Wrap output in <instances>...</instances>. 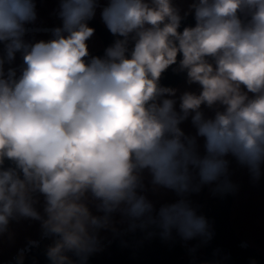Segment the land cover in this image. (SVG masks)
<instances>
[{
	"label": "clouds",
	"instance_id": "9594fccd",
	"mask_svg": "<svg viewBox=\"0 0 264 264\" xmlns=\"http://www.w3.org/2000/svg\"><path fill=\"white\" fill-rule=\"evenodd\" d=\"M54 15L29 27L36 0H0V237L39 222L49 264H87L102 232L194 254L215 230L192 196L235 193L233 161L264 175V0H59ZM169 68L184 90L161 84Z\"/></svg>",
	"mask_w": 264,
	"mask_h": 264
},
{
	"label": "water",
	"instance_id": "95a60500",
	"mask_svg": "<svg viewBox=\"0 0 264 264\" xmlns=\"http://www.w3.org/2000/svg\"><path fill=\"white\" fill-rule=\"evenodd\" d=\"M194 19L189 16L184 24H193ZM101 38L102 46L91 52L93 55H103L104 49L109 46L114 37L101 25L94 26ZM175 67V66H173ZM186 79V74L176 73L169 68L162 77L161 84L174 87ZM207 187L200 193L197 204L201 205ZM215 217L209 218L214 221V236L211 245L206 246L204 253L197 259L189 261L185 255L189 252L188 247L178 237L175 241L164 242L158 236L145 239L144 235L137 231L123 237L111 238V243L104 249L91 255L87 264H264V258L257 250L251 247L245 240L241 239L234 231L230 222V210L232 204V193L223 197ZM206 216V214H204ZM123 241V243H122ZM107 243V242H106ZM105 243V244H106ZM35 251L42 250L40 246L34 247ZM197 251L191 256L197 254ZM27 264H49L46 256L34 259Z\"/></svg>",
	"mask_w": 264,
	"mask_h": 264
},
{
	"label": "rangeland",
	"instance_id": "374dc122",
	"mask_svg": "<svg viewBox=\"0 0 264 264\" xmlns=\"http://www.w3.org/2000/svg\"><path fill=\"white\" fill-rule=\"evenodd\" d=\"M179 2V0H178ZM187 87L185 79L174 86L184 90ZM193 89L195 86H192ZM186 131H191L189 124L183 125ZM233 175L231 179L238 185V189L233 193V202L230 210V222L236 234L245 240L264 258V197L258 195L250 188L251 179L247 170L232 163ZM199 195V194H198ZM198 195H193L192 199L196 202ZM154 199L161 201H171L174 199L172 193H161ZM40 224L37 221L21 220L12 222L10 231L13 234L9 239L7 235L0 237V251L11 252L20 242L27 239L32 233L37 234L40 231ZM112 238L110 233H101Z\"/></svg>",
	"mask_w": 264,
	"mask_h": 264
},
{
	"label": "flooded vegetation",
	"instance_id": "af4514ba",
	"mask_svg": "<svg viewBox=\"0 0 264 264\" xmlns=\"http://www.w3.org/2000/svg\"><path fill=\"white\" fill-rule=\"evenodd\" d=\"M101 4H105L106 0H100ZM59 0H36L37 5V12H38V19L36 21L35 25H30L29 27H37V28H51L59 24V20L54 15V10L58 7ZM90 26L94 28V26L101 25L103 27L104 24L102 23L99 11L97 12V16L89 22ZM37 39L41 38H47V34L43 32H38L35 34ZM102 46V41L97 32L95 31V35L89 42L90 51L93 52L97 49H99ZM200 195V193H199ZM199 195L197 198L196 203L198 202ZM233 193H232V202H233ZM221 204V199L215 198V196H212L209 192L208 188L206 189L204 193V197L202 200V203L200 205V212L203 214H206V217L212 218L217 215V210L219 208V205ZM131 234V233H129ZM216 239H222L220 236H214ZM109 238L108 240H110ZM29 240H36L39 241V246L42 250L35 251L34 247H31L29 251L25 253V259L24 264H27L34 259L46 256L45 250L46 247L51 243V240L48 238H42L41 237V229L37 234L32 233L27 239L20 242L17 246L14 247V249H11V252L8 253L6 251H0V264H16V256L18 251L21 248H25L28 245ZM107 242V241H106ZM105 242V243H106ZM198 243V240H193L188 242V246L196 245ZM108 245V243H106ZM211 245V241L206 244L202 245L198 248L197 254L191 256V254L188 252L185 255V259L189 257V261L195 260L199 258L203 253L204 249L207 246Z\"/></svg>",
	"mask_w": 264,
	"mask_h": 264
},
{
	"label": "trees",
	"instance_id": "16d2710c",
	"mask_svg": "<svg viewBox=\"0 0 264 264\" xmlns=\"http://www.w3.org/2000/svg\"><path fill=\"white\" fill-rule=\"evenodd\" d=\"M250 188L258 195L264 197V175H262L261 179L258 182L253 183L251 181Z\"/></svg>",
	"mask_w": 264,
	"mask_h": 264
}]
</instances>
